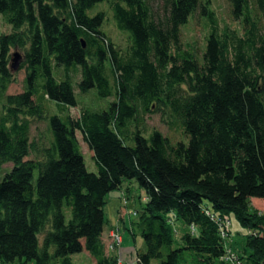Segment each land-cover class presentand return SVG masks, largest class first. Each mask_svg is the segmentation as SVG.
Segmentation results:
<instances>
[{
	"label": "trees",
	"instance_id": "1",
	"mask_svg": "<svg viewBox=\"0 0 264 264\" xmlns=\"http://www.w3.org/2000/svg\"><path fill=\"white\" fill-rule=\"evenodd\" d=\"M226 1L240 34L218 28L208 1L0 0L10 28L0 33V171L11 166L0 179V264H72L82 252L93 264H118L101 239L103 207L124 181L145 196L128 229L144 246L134 264H222L217 222L230 215L247 230L244 264H264V214L250 205L264 201V0ZM100 4L129 34L124 51L102 31L104 12L88 15ZM198 10L210 25L200 61L179 31ZM13 50L25 77L22 92L7 95ZM75 85L113 100L71 117ZM48 102L65 117L49 116ZM152 112L186 141L144 136L137 124ZM32 121L46 122L49 136L31 141ZM174 222L195 230L175 242Z\"/></svg>",
	"mask_w": 264,
	"mask_h": 264
},
{
	"label": "rangeland",
	"instance_id": "2",
	"mask_svg": "<svg viewBox=\"0 0 264 264\" xmlns=\"http://www.w3.org/2000/svg\"><path fill=\"white\" fill-rule=\"evenodd\" d=\"M206 1L209 2L208 10L213 13L214 19L218 28L221 30L223 28H228L230 30L236 31L238 34L241 33L239 24L231 18L230 7L226 0H199L202 4ZM123 3V1H120ZM124 4V3H123ZM153 7L157 9L156 4ZM104 12V23L102 26V31L110 39L112 44L119 50L124 51L129 45V34L125 31H120L116 28L114 20L112 18L111 11L107 8L106 4H100L95 6L92 10L88 12L90 17L94 16L97 11ZM198 10L196 13L191 15L187 22L180 26V37L181 42L185 49H191L196 57L201 60V55L205 47V39L209 33V23L206 16H202ZM10 28L1 20L0 18V33L8 34ZM20 51L13 50L11 53ZM13 82L7 90V95L19 94L23 90V81L25 73L23 69H18L16 72H12ZM79 76L74 77V84L77 83ZM74 84L72 83L73 87ZM74 95L76 100V107L71 108L68 114L71 117L77 118L79 115L80 108L87 109L90 111H102L106 110L109 103L113 98L99 99L96 97L94 90H90L87 93L79 94L74 88ZM264 103V95H263ZM49 107L48 115H56L61 118L65 117L66 111H61L54 103L48 102ZM171 119L167 116H163L161 112H152L145 115H141L138 122V129L140 132L147 136L153 130L160 132L164 137L169 139L171 143H176L179 141H186V137L182 132V129L177 123H170ZM172 124V125H171ZM133 130V128H131ZM49 134L46 129V122H34L30 128V139L31 141L40 140L47 138ZM76 138L78 140L86 170L91 173H96V167L92 159V153L88 150L79 133H76ZM130 146L133 142H130ZM26 159H34V154L30 153ZM10 165L3 166L0 171V179L3 175L9 171ZM36 174H34V179ZM144 193L134 181H124L119 190L112 191L105 198V204L103 207L104 224H103V239L110 241L109 234L107 231L109 228L115 230L117 234L122 238V244L120 243L119 249L121 250V257L126 261L127 264H134L135 249L137 251H144V246L141 239L138 236L133 237L128 231L130 222L136 219L133 213L138 214L144 205ZM63 212L66 221L69 219V212L66 207H63ZM230 222V234L226 242V245L238 256L243 255L244 251V235L247 230L242 228L232 215L229 216ZM189 228L184 227L179 222H174L173 233L174 241L179 242L180 236L188 232ZM42 236H39L41 241ZM108 238V239H107ZM105 246V245H104ZM107 246V245H106ZM52 252V250H51ZM115 254V253H113ZM72 264H92L93 260L91 257H85L83 254H75L70 257ZM7 264H35L34 261H24L15 259L13 262Z\"/></svg>",
	"mask_w": 264,
	"mask_h": 264
},
{
	"label": "built area",
	"instance_id": "3",
	"mask_svg": "<svg viewBox=\"0 0 264 264\" xmlns=\"http://www.w3.org/2000/svg\"><path fill=\"white\" fill-rule=\"evenodd\" d=\"M213 219V217H211ZM218 225V234L219 237L224 242L225 252L222 254V256L219 258L220 262L222 264H244V261L238 256L236 253H234L227 245L226 242L229 238V230H230V222L227 217H224L217 222ZM189 230L191 233L194 232L195 228L194 226L189 227ZM110 243L107 246L108 250H113L117 247H119L121 243V237L117 234L115 230H111L110 234ZM119 264V263H118Z\"/></svg>",
	"mask_w": 264,
	"mask_h": 264
},
{
	"label": "crops",
	"instance_id": "4",
	"mask_svg": "<svg viewBox=\"0 0 264 264\" xmlns=\"http://www.w3.org/2000/svg\"><path fill=\"white\" fill-rule=\"evenodd\" d=\"M250 205H251V207H252L254 210L258 211V212L261 213V214H264V201H263V200H261V199H254V198H253V199H250ZM110 230H113V229H111V228L108 229V231H107V233H106L107 236H108V233H109ZM103 234H104V230H103V232H102L101 239H102L103 244H104L105 247H106V245H107V246L109 245L110 241H109V239L107 238L108 240H105V242H104ZM229 234H230V233H229ZM121 244H122V238H121ZM113 253H115V254H113ZM81 254L85 255V257H89L88 254H87L86 252H82ZM108 254L111 255V256H113V257H116V258L118 259V261H119V264H127L126 261H125L124 259H122V257H121V250L119 249V247L113 249V250H112L111 252H109ZM243 256H244V253H243V255H242L241 257H243ZM92 264H93V263H92Z\"/></svg>",
	"mask_w": 264,
	"mask_h": 264
},
{
	"label": "water",
	"instance_id": "5",
	"mask_svg": "<svg viewBox=\"0 0 264 264\" xmlns=\"http://www.w3.org/2000/svg\"><path fill=\"white\" fill-rule=\"evenodd\" d=\"M21 60H22V57L18 52H14L11 55V63H10L11 72H16L19 69Z\"/></svg>",
	"mask_w": 264,
	"mask_h": 264
}]
</instances>
